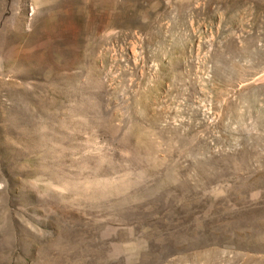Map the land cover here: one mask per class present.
Returning <instances> with one entry per match:
<instances>
[{"label":"rangeland","instance_id":"obj_1","mask_svg":"<svg viewBox=\"0 0 264 264\" xmlns=\"http://www.w3.org/2000/svg\"><path fill=\"white\" fill-rule=\"evenodd\" d=\"M0 264H264V0H0Z\"/></svg>","mask_w":264,"mask_h":264}]
</instances>
